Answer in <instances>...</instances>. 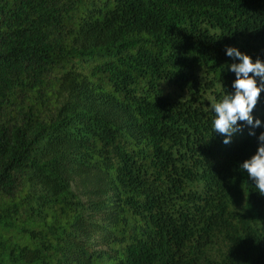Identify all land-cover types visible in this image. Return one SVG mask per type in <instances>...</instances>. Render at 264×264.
I'll return each instance as SVG.
<instances>
[{
    "label": "trees",
    "instance_id": "obj_1",
    "mask_svg": "<svg viewBox=\"0 0 264 264\" xmlns=\"http://www.w3.org/2000/svg\"><path fill=\"white\" fill-rule=\"evenodd\" d=\"M225 46L264 60V0H0V264H264Z\"/></svg>",
    "mask_w": 264,
    "mask_h": 264
},
{
    "label": "clouds",
    "instance_id": "obj_2",
    "mask_svg": "<svg viewBox=\"0 0 264 264\" xmlns=\"http://www.w3.org/2000/svg\"><path fill=\"white\" fill-rule=\"evenodd\" d=\"M225 55L233 60L226 71L234 73L235 79L231 83L232 91L210 105L214 113L212 129L223 137L224 144H230L246 127L248 135L256 137V151L239 164V169L247 173L254 191L264 196V131L258 135L256 132L258 128L264 129V119L254 115L264 92V60L259 57L254 60L235 46H225Z\"/></svg>",
    "mask_w": 264,
    "mask_h": 264
}]
</instances>
